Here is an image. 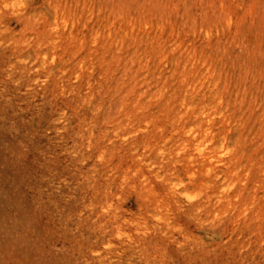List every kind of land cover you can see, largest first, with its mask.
Segmentation results:
<instances>
[{
  "label": "rangeland",
  "instance_id": "1",
  "mask_svg": "<svg viewBox=\"0 0 264 264\" xmlns=\"http://www.w3.org/2000/svg\"><path fill=\"white\" fill-rule=\"evenodd\" d=\"M0 264H264V0H0Z\"/></svg>",
  "mask_w": 264,
  "mask_h": 264
}]
</instances>
